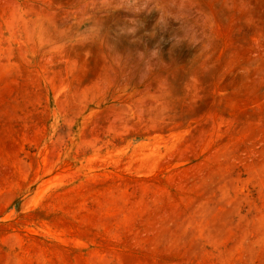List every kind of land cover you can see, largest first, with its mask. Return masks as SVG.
Listing matches in <instances>:
<instances>
[{"label": "rangeland", "instance_id": "1", "mask_svg": "<svg viewBox=\"0 0 264 264\" xmlns=\"http://www.w3.org/2000/svg\"><path fill=\"white\" fill-rule=\"evenodd\" d=\"M0 264H264V0H0Z\"/></svg>", "mask_w": 264, "mask_h": 264}]
</instances>
